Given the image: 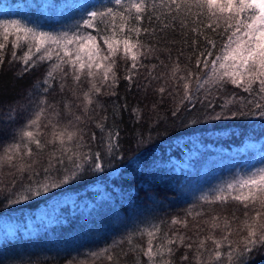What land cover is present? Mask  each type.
I'll return each instance as SVG.
<instances>
[{
    "label": "trees",
    "instance_id": "16d2710c",
    "mask_svg": "<svg viewBox=\"0 0 264 264\" xmlns=\"http://www.w3.org/2000/svg\"><path fill=\"white\" fill-rule=\"evenodd\" d=\"M67 2L69 0H0V22L19 20L29 27L59 31L62 25L73 24L78 19L76 15L59 14ZM91 2L107 5L109 0ZM160 23L146 17L141 25L157 29L155 37L141 33L140 39L159 50L142 60L146 67L139 68L135 82L129 86L123 78L126 65L131 62L117 59L116 71L120 79L119 86L114 89L116 95L98 97L103 107L96 109L93 122L81 125L86 147L80 151H90L93 155L99 153L104 171L90 173L71 186L54 188L20 205L2 203L15 189L0 185V264H149L142 251L147 246V235L141 234L145 229L151 230L152 225L159 224L161 236L165 232L172 235L174 229H170L169 224L172 218L205 209L208 211L197 221L188 217L189 235L197 222L205 230L202 235L206 234L204 220L212 213L231 219L235 212L238 219L233 222L231 239L240 240L242 233L237 234L236 230L244 218V210L232 201L225 205L206 204L200 198L213 197L227 183L254 166H260L264 154V120L251 115L242 119L209 121L207 114L221 112L220 105L233 95L237 105L230 107L244 103L247 105L244 111L252 109L256 112L253 105L264 101L258 95L249 96L242 89L228 84L222 92L212 90L209 99L214 108H206L208 101L204 97L208 85L197 92L193 80V100L183 103L177 117H170L171 109L180 104L184 91L176 86L182 85L183 81L170 79L172 65L179 63L181 71L178 76L184 75L185 68L198 72L195 52L197 48L203 50L206 45L203 37L193 45V34L187 29L182 32L177 27L160 33ZM207 35L219 48L221 36L210 30ZM11 41L12 37L3 50L4 62L0 65V146L23 125L24 116L17 114L15 122H6L7 114L12 108L27 103L29 94L37 100L47 97L55 104L61 111L62 123L69 119L63 114L64 98L72 99L67 90L60 91L59 72L55 73V80L50 81L51 87L43 83L54 60L37 62L34 68L25 72L20 57L26 49L23 45L13 49ZM13 51L15 60L12 59ZM161 61L167 67L162 66ZM153 65H156L154 70ZM149 73L168 79V91L163 99L155 89L164 83V79L152 81L151 87L145 90ZM68 85L71 86V78ZM45 87H48L47 93L43 91ZM87 87L84 83V88ZM154 105L155 112L152 111ZM157 115L161 121L175 120V126L154 123ZM193 119H200L201 123L181 127L185 120ZM96 122L103 124V131L96 127ZM112 131L119 132V138L112 141L113 151L109 155L108 133ZM93 133L95 139L91 138ZM140 137L144 143L137 142ZM47 152L48 149L41 157L42 162H46ZM61 174L54 173L56 177ZM35 179L43 180V174ZM215 235L219 237L221 232L217 231ZM158 242L154 241V244ZM208 248H213L210 242ZM226 250L227 245L220 249L221 252ZM183 252L185 249L181 248L176 253L178 264ZM109 254L113 261L106 259ZM209 255L210 252H205L201 259L207 261ZM242 259L245 264H264V247L257 245L252 252H245ZM219 264H228L227 257H223Z\"/></svg>",
    "mask_w": 264,
    "mask_h": 264
},
{
    "label": "snow or ice",
    "instance_id": "6c2138e0",
    "mask_svg": "<svg viewBox=\"0 0 264 264\" xmlns=\"http://www.w3.org/2000/svg\"><path fill=\"white\" fill-rule=\"evenodd\" d=\"M65 13L76 15L78 19L73 24L62 25L55 32L29 27L19 20L0 22V65L4 62L6 43L12 37L13 49H19L22 45L26 49L20 57L23 70L27 72L37 62L54 60L43 83L51 87L50 81L55 80V73L59 72L60 91L67 90L72 97H65L63 102V114L69 117L66 123L61 122V111L47 97L37 100L29 94L27 103L8 112L6 122H15L17 114H20L24 116V123L0 146V185L9 190L15 189L2 201L4 204L30 202L54 188L71 186L90 173L104 171L99 153L93 155L90 151H80L86 147L85 131L81 125L93 122L96 109L103 107L98 97L116 95L114 89L119 86L120 79L116 71L117 59L131 62L126 65L127 72L123 77L131 86L139 68L146 67L142 60L159 50L140 39L141 33L153 37L157 33L155 28L141 26L146 17L161 22L160 33L177 27L182 32L187 29L193 34V45L198 44L201 37L206 45L203 50L197 48L195 52L198 72L185 68L184 75L178 76L177 73L181 71L179 63L172 65L170 79L183 81L182 85L176 86L184 91L180 104L171 109L170 117H177L183 103L193 100V80L197 92L208 85L204 97L208 101L206 108H214L213 101L209 99L213 95L212 90L222 92L228 84L242 89L249 96L258 95L264 101V0H109L107 5L92 3L91 0H69L60 8L59 14ZM208 30L221 36L219 48L216 41L207 35ZM159 38L163 39V36ZM12 59H16L15 51ZM161 65L167 67L163 61ZM152 67L154 70L156 65ZM69 78L71 86L68 85ZM161 79L164 78L149 73L145 90L151 87L152 81ZM84 83L88 85L86 89ZM167 84L168 79H164V83L155 89L161 99L168 91ZM43 91L47 93L48 87ZM230 105H237L235 95L220 105L221 112L208 113L207 120L242 119L251 115H258L264 120V102L253 105L256 112L252 109L244 111L247 107L244 103L234 108ZM155 108L154 105L153 112ZM136 111L139 112L138 109ZM115 115L114 111L113 117ZM153 122L161 125L172 123L175 126V120L161 121L158 115ZM189 123L199 125L201 120H185L181 127L187 128ZM96 127L104 130L99 122H96ZM91 138L95 139V133ZM118 138L119 132L108 133L109 155L113 151L112 141ZM137 142L144 143V139L140 137ZM46 149L47 160L42 162L41 157ZM57 172L62 174L56 177L54 173ZM41 174L44 179L36 180ZM25 180L28 182L25 183ZM200 199L206 204L221 205L232 201L244 210V218L236 230L237 234L242 233L240 240L231 239L233 222L238 219L235 212L231 219L212 213L204 220L206 234L202 235L205 230L197 222L193 225L192 235H189L188 217L197 221L208 210L189 211L184 217L170 220V229H174L172 235L165 232L161 236L159 224L141 233L147 235V246L142 251L149 264H178L175 257L181 248L185 252L178 258L179 264H219L225 256L228 264H245L242 259L245 252H252L257 245L264 247V154L261 155L260 166H254L227 183L213 197L202 196ZM180 229L185 231L181 232ZM217 231L221 232L219 237L215 235ZM157 240L159 242L154 244ZM209 242L213 246L211 250L208 248ZM225 245L226 252H221ZM205 252H210L207 261L201 259ZM106 259L113 261V256L109 254Z\"/></svg>",
    "mask_w": 264,
    "mask_h": 264
},
{
    "label": "rangeland",
    "instance_id": "374dc122",
    "mask_svg": "<svg viewBox=\"0 0 264 264\" xmlns=\"http://www.w3.org/2000/svg\"><path fill=\"white\" fill-rule=\"evenodd\" d=\"M3 225H4V223H3ZM3 225H2V226H3Z\"/></svg>",
    "mask_w": 264,
    "mask_h": 264
}]
</instances>
